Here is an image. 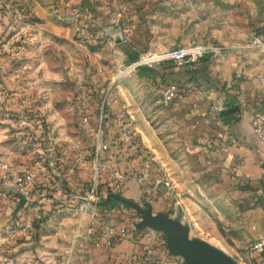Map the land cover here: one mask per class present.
<instances>
[{
    "label": "rangeland",
    "instance_id": "obj_1",
    "mask_svg": "<svg viewBox=\"0 0 264 264\" xmlns=\"http://www.w3.org/2000/svg\"><path fill=\"white\" fill-rule=\"evenodd\" d=\"M174 49L201 54L159 59ZM263 79L264 0H0V264L80 263L72 196L99 127L101 187L132 153L127 122L173 182L176 239L255 264L264 154L242 128L264 109ZM169 83L178 97L162 104Z\"/></svg>",
    "mask_w": 264,
    "mask_h": 264
},
{
    "label": "built area",
    "instance_id": "obj_2",
    "mask_svg": "<svg viewBox=\"0 0 264 264\" xmlns=\"http://www.w3.org/2000/svg\"><path fill=\"white\" fill-rule=\"evenodd\" d=\"M198 49H174L164 53L159 59L161 61L181 62L189 57L200 55ZM152 59H147L145 63ZM264 82V79L262 80ZM179 89L175 83H169L160 91V102L168 104L178 97ZM84 106L82 105V110ZM84 111V110H83ZM84 113V112H81ZM82 116V115H81ZM102 118V110L100 111ZM116 121L121 122L122 116H116ZM86 122L87 118L83 117ZM251 130L256 139L264 143V109L257 111L250 123ZM126 129L123 132L124 139H120L132 153L130 155H122L123 161L128 159L126 163L128 170L114 168L107 172L103 187L100 186L99 176L102 171L99 163V155L108 149V145L100 139L102 131L99 127L98 138L95 145L94 162L92 164V177L85 187H81L80 193L74 194L72 197L78 202V213L80 221L75 230L71 250H75L83 254L88 246L96 249L113 250L119 243L126 238L127 232L122 227L111 225L109 221L117 214L125 211L124 204L119 201L111 200L106 206L101 204L107 197H122L123 190L128 182L136 184L140 192V206L146 207L151 204L152 199L157 193H163L166 200L176 208L180 206L175 194V187L168 174L158 165L155 157L149 153L142 142L136 137L135 133L130 129V124H123ZM129 157V158H128ZM138 165V168L136 167ZM131 170H134L131 171ZM7 173L0 174V185L8 180ZM30 180L28 175H14L13 182L19 188H23L25 183ZM116 202V203H115ZM101 221H105L101 224ZM102 225V226H101ZM249 253L252 256H264V237L250 244ZM171 256L165 246L164 241L156 247H147L144 249V257L141 264H161L162 261H171ZM240 264V263H238ZM242 264V263H241Z\"/></svg>",
    "mask_w": 264,
    "mask_h": 264
},
{
    "label": "crops",
    "instance_id": "obj_3",
    "mask_svg": "<svg viewBox=\"0 0 264 264\" xmlns=\"http://www.w3.org/2000/svg\"><path fill=\"white\" fill-rule=\"evenodd\" d=\"M256 111L255 109L252 111V114L249 116V121L243 124L242 128V130L251 137L252 142L256 141L251 135L250 123ZM256 146L257 152L264 154V143H257ZM119 160L120 162L114 165V160L112 159L109 164L120 169H125L124 166L126 163L120 158ZM261 175L262 172L259 173L257 177H261ZM122 193L124 199L131 201L142 209H148V211L141 213L124 204L125 211L117 214L109 223L124 228L127 232L126 238L110 251L88 246L80 258L79 264H141L140 262L144 257L145 248L156 247L160 244L161 240L165 243L169 240L170 235L166 233L165 229L170 228L177 219L176 212L171 205L166 202L165 195L163 193H157L152 199L151 204L143 208L139 204L140 192L135 183L128 182ZM130 212L136 217L135 219H130L128 217ZM262 237H264V234ZM171 256L174 257L173 260L169 262L162 261L161 264H186L183 258L177 257V255ZM263 257L264 256H262V258L256 257V259L253 260L254 263L264 264Z\"/></svg>",
    "mask_w": 264,
    "mask_h": 264
},
{
    "label": "water",
    "instance_id": "obj_4",
    "mask_svg": "<svg viewBox=\"0 0 264 264\" xmlns=\"http://www.w3.org/2000/svg\"><path fill=\"white\" fill-rule=\"evenodd\" d=\"M111 200L119 201L141 213L148 211V209H142L131 201L121 197H107L101 205L106 206ZM176 222L170 228L165 229L166 233L170 235L169 240L166 242V248L169 254L181 256L186 264H236L233 259L221 254L213 247L207 245L195 246L188 242L184 237L179 240L176 239L179 235L182 237L181 233L177 230L179 228L177 227ZM165 230L163 229L164 232Z\"/></svg>",
    "mask_w": 264,
    "mask_h": 264
},
{
    "label": "trees",
    "instance_id": "obj_5",
    "mask_svg": "<svg viewBox=\"0 0 264 264\" xmlns=\"http://www.w3.org/2000/svg\"><path fill=\"white\" fill-rule=\"evenodd\" d=\"M116 203V202H115Z\"/></svg>",
    "mask_w": 264,
    "mask_h": 264
}]
</instances>
